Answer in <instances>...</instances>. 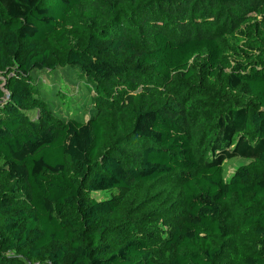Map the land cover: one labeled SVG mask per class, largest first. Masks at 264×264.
Here are the masks:
<instances>
[{
    "label": "trees",
    "instance_id": "1",
    "mask_svg": "<svg viewBox=\"0 0 264 264\" xmlns=\"http://www.w3.org/2000/svg\"><path fill=\"white\" fill-rule=\"evenodd\" d=\"M0 174V264H264V0H0Z\"/></svg>",
    "mask_w": 264,
    "mask_h": 264
},
{
    "label": "rangeland",
    "instance_id": "2",
    "mask_svg": "<svg viewBox=\"0 0 264 264\" xmlns=\"http://www.w3.org/2000/svg\"><path fill=\"white\" fill-rule=\"evenodd\" d=\"M64 42H68L71 46H75V47L83 46L84 44V41L77 36V33L75 31L71 29H69L68 32H65L64 34L60 36L49 38L48 44L52 46H57ZM38 77L44 83L51 82L50 77L45 72L38 73ZM66 87L68 89V93L72 96V98L80 100V101H85V99L87 98L89 94V90L86 89L84 83L77 79L66 81ZM66 109L67 108L62 109L61 110L62 113H65ZM86 118H88V115L86 116ZM247 163H248V160L243 157H235V158L227 160L226 165H225V173H224L225 178L227 180L230 179L239 166L247 164ZM7 182H8V179H7L6 174H0V192L4 190ZM122 192L123 190H119V189H114L112 191H98V192L93 193V196L97 199H104L110 196L120 195ZM167 226L168 224L164 223L163 229H167Z\"/></svg>",
    "mask_w": 264,
    "mask_h": 264
}]
</instances>
